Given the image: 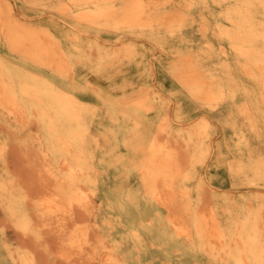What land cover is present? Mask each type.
Segmentation results:
<instances>
[{"label": "rangeland", "instance_id": "obj_1", "mask_svg": "<svg viewBox=\"0 0 264 264\" xmlns=\"http://www.w3.org/2000/svg\"><path fill=\"white\" fill-rule=\"evenodd\" d=\"M18 1L0 3L8 4L19 16L15 6ZM39 1L36 6L44 8L40 12L44 15L37 24L59 35H72L81 58H86L72 61L76 78L70 80L77 81L76 95L95 105L92 114L84 116L90 126L84 143L93 153L95 171L92 181L81 187L84 206L75 207L72 219L66 221L67 228L73 221L88 225L91 234L102 239L99 259L112 257L107 264H226L212 255L217 244L210 238L194 236L195 246L191 248L189 237L179 234L174 217L184 214L179 196L175 202L172 196L168 203L171 193L163 191L160 183L155 193L150 192L136 169L137 161L148 154V143L158 146L165 142L173 151H180L184 141L188 145L196 142L194 128L206 120L201 137L203 154L186 182L192 200L188 215L213 213L227 242L232 241L228 233L238 229L241 219L250 217L258 241L264 244V76L258 75V67L264 65V43L253 40L257 57L239 53L232 44L239 39V26H264V0H172L176 9L165 13L164 23L179 12L185 13L187 22L172 34L163 28L152 33L87 26L60 13L66 0ZM187 5L190 7L185 12ZM219 27L226 31L227 38L218 34ZM1 28L3 58L57 86H67V79L46 65L23 58L21 47ZM126 43H131L134 51L126 49ZM98 49L109 54L99 65L94 53ZM175 60L182 63V68L172 66ZM183 79L187 80L188 91L181 90ZM85 86L102 97L84 90ZM208 92L212 97L205 96ZM138 95L150 109L136 104ZM106 100L116 102L119 110H127L130 120L111 123ZM134 122L139 123L133 135L135 131L128 128ZM11 125L0 108V137L9 142L0 159V264H60L58 260L62 264L88 263L61 258L63 234L56 230V218L42 217L30 198L20 200L21 192L13 191L7 183L14 177L33 198L51 192L52 181L42 173L44 161L36 143H18L28 132L36 139L45 130L36 120L31 121L27 132L17 133ZM105 128L107 139L93 141L94 135ZM138 142L143 150L137 151ZM179 162L183 164L184 160L180 158ZM23 211L31 218V229L26 233L18 226ZM45 222L51 223L47 226ZM131 228L138 229L141 242L132 241Z\"/></svg>", "mask_w": 264, "mask_h": 264}, {"label": "bare ground", "instance_id": "obj_2", "mask_svg": "<svg viewBox=\"0 0 264 264\" xmlns=\"http://www.w3.org/2000/svg\"><path fill=\"white\" fill-rule=\"evenodd\" d=\"M64 2L60 13L72 16L78 23L87 26L95 25L107 30L153 33L163 28L172 34L173 31H180L187 23L184 12H179L173 20L164 23L165 13L173 8L176 9V6L171 3L172 0H66ZM189 7L190 5L186 6L185 12ZM1 25L5 27H0L1 32L3 33L4 30L10 40L17 44V47H21L23 58L40 66L46 65L57 75L67 79L64 81L67 86H57L45 77L28 72L24 66L9 63L0 55V108L4 109L11 120V126L17 133L29 131L30 123L34 120L45 130V134H39L36 139L28 132L25 137L19 139L18 143L22 145L36 143L44 161L42 173L52 181L50 194L36 198L30 197L24 191L22 183L14 177L9 178V181L6 179L7 183L11 185L13 191L21 192L20 200L30 198L42 217L56 218V230L63 234L61 247L64 248L59 251L61 258L82 259L80 262H88L86 264L94 262L107 264L112 257L99 259L102 239L95 238L88 225L73 221L72 226L67 228L66 224L67 220L72 219L75 207L84 206L81 187L92 181V173L95 171L92 163L93 153L84 143L90 127L88 118L84 119V116L92 114L95 105L80 99L75 93L74 86L77 81L74 80L76 77L73 76L72 61L80 59L82 55L73 44L72 35L68 33L59 35L40 25L26 23L13 13L8 4L0 3ZM219 28L218 34L227 38L226 31ZM236 33L239 39L232 44L238 47L239 53L247 57H257L253 40L260 44L264 43V26L254 29L239 26ZM125 47L129 51L135 49L131 43H126ZM94 53L95 60L99 61L97 65L109 55L101 49ZM81 59L84 61L86 58ZM171 64L175 68H182V63L178 60ZM258 68V75L264 76V65ZM170 70L173 71V68ZM72 77L74 79L70 80ZM188 88L187 80L183 79L181 90L188 91ZM84 90H91L97 94L96 96L102 97L90 86H85ZM190 93L194 97V93ZM212 95V92L205 94L208 97ZM157 96L160 97L159 94ZM142 98V95H138L136 104L148 109L149 105ZM106 103L111 123H126L130 120L129 112L119 110L116 102L106 100ZM137 123L139 122H134V126L128 128L135 131L131 132L133 135L136 134ZM207 123L204 120L202 125L194 128L198 134L196 142L188 145L184 141L185 145L182 143L180 151H173L165 142L156 146L151 141L146 149L148 154L137 161L136 169L141 173L142 182L150 192L155 193L160 183L163 191L171 193L168 203H171L172 196L174 202L177 201L176 195L179 196L178 203L184 214L181 216L178 213L174 217L179 234L189 237L192 249L195 246L192 243L194 236L199 239L210 238L217 244L212 248V255L219 257L226 264H264V244L258 241L259 234L250 217L241 219L238 229L228 233L232 241L227 242L224 241V235L218 228L217 219L213 213L205 215L195 212L188 215L192 200L186 182L191 177V168L201 160L204 139L201 137L206 131ZM159 127L161 128V125ZM110 129L115 130L113 127ZM102 131L94 135L93 141L107 139L109 135L107 129ZM113 131H110V135ZM8 144V139L0 137V159L5 156ZM137 147L139 148L137 151L143 150L140 142L137 143ZM191 149L192 152H190ZM180 158L184 160L183 164L179 162ZM175 178L176 183L173 184L172 179ZM168 179H171V182H167ZM162 189L157 190L158 193ZM50 223L45 222L43 225L48 226ZM18 226L25 233L31 229V218L27 211L21 213ZM129 234L132 241L141 242L137 228H131ZM58 262L62 264L61 261L58 260Z\"/></svg>", "mask_w": 264, "mask_h": 264}, {"label": "crops", "instance_id": "obj_3", "mask_svg": "<svg viewBox=\"0 0 264 264\" xmlns=\"http://www.w3.org/2000/svg\"><path fill=\"white\" fill-rule=\"evenodd\" d=\"M40 2L39 0H19L16 3V12L19 16H21V20L26 23H32L33 25H36L39 22V19L43 17L44 13L43 10L38 9L36 4ZM49 13V12H47ZM36 23V24H34ZM39 25V24H37Z\"/></svg>", "mask_w": 264, "mask_h": 264}]
</instances>
